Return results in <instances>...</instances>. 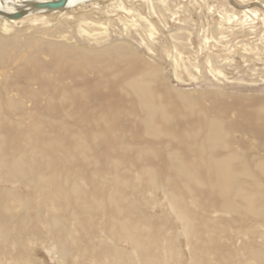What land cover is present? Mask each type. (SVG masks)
Masks as SVG:
<instances>
[{
	"label": "bare ground",
	"instance_id": "1",
	"mask_svg": "<svg viewBox=\"0 0 264 264\" xmlns=\"http://www.w3.org/2000/svg\"><path fill=\"white\" fill-rule=\"evenodd\" d=\"M45 1L0 0V264H43L31 246L56 264H264V99L173 88L107 40L100 0Z\"/></svg>",
	"mask_w": 264,
	"mask_h": 264
},
{
	"label": "rangeland",
	"instance_id": "2",
	"mask_svg": "<svg viewBox=\"0 0 264 264\" xmlns=\"http://www.w3.org/2000/svg\"><path fill=\"white\" fill-rule=\"evenodd\" d=\"M121 1L125 3L127 0ZM157 2H163V6L156 5ZM257 2V0H128L127 8L131 9L133 6L130 15H124L120 11L108 15L110 0L97 1V5L103 12L100 19L103 18V31L107 40L110 42L130 37L133 51L147 62L158 65L161 76L171 87L185 92L219 91L229 97L264 99V8ZM44 17L51 23L60 20L59 14ZM24 28L26 26L19 29ZM223 30L225 31L221 33ZM146 45L151 48L153 55L147 51ZM175 72L178 75L174 74ZM30 195L35 198L32 192ZM157 206V213L169 212L163 201L159 200ZM180 242L182 243V240ZM182 250L185 251L184 247ZM28 252H34L36 258L43 264H56L52 249L31 246Z\"/></svg>",
	"mask_w": 264,
	"mask_h": 264
},
{
	"label": "water",
	"instance_id": "3",
	"mask_svg": "<svg viewBox=\"0 0 264 264\" xmlns=\"http://www.w3.org/2000/svg\"><path fill=\"white\" fill-rule=\"evenodd\" d=\"M66 1L67 0H48L43 3H38L34 5V8L41 11H55L62 9L65 6ZM19 15L20 14H14L11 15L10 17L11 19H16L19 17Z\"/></svg>",
	"mask_w": 264,
	"mask_h": 264
}]
</instances>
